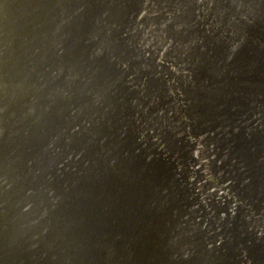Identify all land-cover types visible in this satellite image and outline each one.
<instances>
[{"label":"bare ground","instance_id":"1","mask_svg":"<svg viewBox=\"0 0 264 264\" xmlns=\"http://www.w3.org/2000/svg\"><path fill=\"white\" fill-rule=\"evenodd\" d=\"M175 1L0 0V264H264V0Z\"/></svg>","mask_w":264,"mask_h":264},{"label":"rangeland","instance_id":"2","mask_svg":"<svg viewBox=\"0 0 264 264\" xmlns=\"http://www.w3.org/2000/svg\"><path fill=\"white\" fill-rule=\"evenodd\" d=\"M166 1H167V0H165L164 4H162L160 10L163 11V13L170 12V13H168V14L171 15V14H173L172 11L174 12V10H175L173 7H174V4L176 3V1H175V0H174V1H173V0H168L167 2H166ZM172 2H175V3L172 4ZM165 3H166V4H165ZM177 3H178V2H177ZM168 4H169V5L171 4V5L169 6ZM167 5H168V6H167ZM166 6H167V7H166ZM164 7H165V8H164ZM167 8H168V9H167ZM162 9H163V10H162ZM165 9H167V10H165ZM169 9L172 10V11H170ZM160 10H159V11H160ZM168 10H169V11H168ZM223 118H225V117L223 116ZM231 118L233 119L232 116H230L229 119H231ZM221 119H222V118H221ZM223 120H224V119H223ZM228 122H230V121H228ZM227 125H228V126H227L228 129H227L226 127H225V128H222V127L220 126V127H221V128H220V129H221V136H222V137H225V138H234V135L232 134V132H231L230 129H229V125H230V123L227 124ZM230 127H231V125H230ZM224 129H225V130H224ZM223 130H224V131H223ZM222 131H223V133H222ZM225 132H226V133H225ZM211 134H212V133H211ZM224 134H225V135H224ZM226 134H227V135H226ZM226 136H227V137H226ZM229 136H230V137H229Z\"/></svg>","mask_w":264,"mask_h":264},{"label":"water","instance_id":"3","mask_svg":"<svg viewBox=\"0 0 264 264\" xmlns=\"http://www.w3.org/2000/svg\"><path fill=\"white\" fill-rule=\"evenodd\" d=\"M52 173H54V172H52ZM63 246H64V243L63 242H59V248H57V251L58 252H62V250H60V249L63 248ZM55 264H57L56 259H55Z\"/></svg>","mask_w":264,"mask_h":264}]
</instances>
